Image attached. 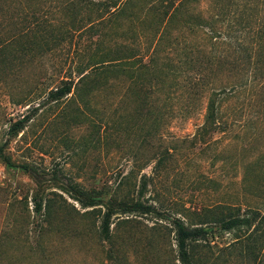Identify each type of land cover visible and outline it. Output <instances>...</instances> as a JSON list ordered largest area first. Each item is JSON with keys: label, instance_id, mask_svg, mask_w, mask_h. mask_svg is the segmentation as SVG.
Instances as JSON below:
<instances>
[{"label": "rangeland", "instance_id": "rangeland-1", "mask_svg": "<svg viewBox=\"0 0 264 264\" xmlns=\"http://www.w3.org/2000/svg\"><path fill=\"white\" fill-rule=\"evenodd\" d=\"M170 2L0 0V264H264V0Z\"/></svg>", "mask_w": 264, "mask_h": 264}, {"label": "trees", "instance_id": "trees-1", "mask_svg": "<svg viewBox=\"0 0 264 264\" xmlns=\"http://www.w3.org/2000/svg\"><path fill=\"white\" fill-rule=\"evenodd\" d=\"M199 0H171L170 2V9L171 15L180 16L185 11L187 4L190 2H197ZM201 15V14H200ZM212 28V26H211ZM213 31V29H211ZM153 59V57L151 58ZM81 77L79 78L78 82H75L74 79L69 78L68 80H63V84L61 86L56 87L55 89L50 90L48 93V99L51 101H59L63 98H66L69 94L74 93L77 89V84L81 81ZM231 87H235L234 85ZM227 88H223L224 91ZM81 94V91L78 90V94ZM218 115V106H216L215 101L210 102L208 106V111L206 115V122L215 120ZM84 203H86L84 201ZM37 209L39 210L41 204L37 203ZM134 207L137 209L135 211L146 213H155L156 208L151 204L146 205L142 202L136 203ZM260 213L258 211H254L252 214H245V215H235L231 216L227 219L221 221L219 229L222 231H237L243 228L250 229L252 228L256 222L258 221V217ZM111 212H105L102 215L101 225H100V233L104 239H109L111 236ZM261 220H264V214L260 217ZM177 247H178V257L182 264H195V260L193 255L190 252V243L192 241L197 240L198 238L204 236L208 233V229L199 226L195 228L187 227L183 222L177 221ZM256 227V225H255Z\"/></svg>", "mask_w": 264, "mask_h": 264}]
</instances>
